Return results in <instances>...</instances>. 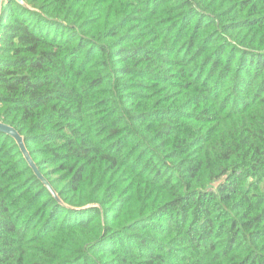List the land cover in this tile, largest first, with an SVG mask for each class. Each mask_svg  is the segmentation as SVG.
<instances>
[{
    "label": "trees",
    "instance_id": "trees-1",
    "mask_svg": "<svg viewBox=\"0 0 264 264\" xmlns=\"http://www.w3.org/2000/svg\"><path fill=\"white\" fill-rule=\"evenodd\" d=\"M23 1L0 120L99 207L0 131V264H264V0Z\"/></svg>",
    "mask_w": 264,
    "mask_h": 264
},
{
    "label": "water",
    "instance_id": "water-1",
    "mask_svg": "<svg viewBox=\"0 0 264 264\" xmlns=\"http://www.w3.org/2000/svg\"><path fill=\"white\" fill-rule=\"evenodd\" d=\"M17 3L22 5L23 7H26L31 10H35L28 4H26L23 0H15ZM4 0H0V21H1V13H2V5ZM37 11V10H35ZM0 131L9 135L16 145L18 146L19 152L22 156V158L27 163L28 167L32 170L33 174L36 176L37 179L41 181V183L49 190L51 195L56 199V201L61 204L62 206L73 209V210H81L85 209L90 206H98L97 203H87L83 205H75V204H67L65 203L61 197L58 195L57 191L54 189V187L51 185L50 181L47 179V177L41 172V170L38 167V164L34 160V158L31 155L30 150L28 149L27 145L25 144V137L22 133H20L15 127L12 125L5 123L0 120Z\"/></svg>",
    "mask_w": 264,
    "mask_h": 264
},
{
    "label": "rangeland",
    "instance_id": "rangeland-1",
    "mask_svg": "<svg viewBox=\"0 0 264 264\" xmlns=\"http://www.w3.org/2000/svg\"><path fill=\"white\" fill-rule=\"evenodd\" d=\"M115 15H116V13H115ZM114 15V16H115ZM102 168H103V166H102ZM105 168L106 169H109V168H107L106 166H105ZM135 188V187H134ZM155 194V192L151 189L150 190V192H146V190H144L143 188H141V187H136V191H135V196H134V198H136V199H142V198H144L145 196H147V195H152V194ZM159 197H161V195H158Z\"/></svg>",
    "mask_w": 264,
    "mask_h": 264
}]
</instances>
